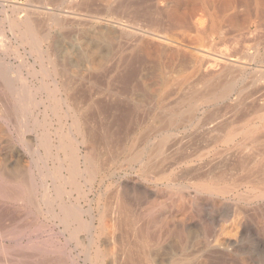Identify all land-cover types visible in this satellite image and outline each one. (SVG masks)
<instances>
[{"label":"bare ground","instance_id":"obj_1","mask_svg":"<svg viewBox=\"0 0 264 264\" xmlns=\"http://www.w3.org/2000/svg\"><path fill=\"white\" fill-rule=\"evenodd\" d=\"M152 6L141 14L120 3L96 24L77 14L70 47L30 29L26 38L0 37V119L40 161L26 169L0 127V150L4 143L18 157L10 169L0 160V229L24 214L11 221L10 208H30L27 243L37 249L43 240L58 253H46L45 264H264V105L224 102L237 89L235 71L248 67V42L263 43L264 0ZM136 56L143 66L120 88L118 76ZM148 64L158 77L148 76ZM190 68L210 76V93L174 107L151 102L154 88L170 85L168 73ZM151 118L162 128H148ZM66 251L68 261L59 255Z\"/></svg>","mask_w":264,"mask_h":264},{"label":"rangeland","instance_id":"obj_2","mask_svg":"<svg viewBox=\"0 0 264 264\" xmlns=\"http://www.w3.org/2000/svg\"><path fill=\"white\" fill-rule=\"evenodd\" d=\"M4 1L7 2V6L5 8L2 7V5L0 4V37H5V38L10 39V40H17V39L26 38L28 36L26 31H27V29H30V32L34 33V35L36 37H38L40 40L47 39V38L57 39V40L65 43L67 47H70L72 45L73 37H74V33H75L74 31H75L76 26H77L75 17H78V15L82 14V16H83V21L82 22L83 23L85 22L84 24H87L86 23V22H88L87 20L92 21L93 24H96V23L99 22L98 18L103 17L104 14H107V12H108L107 8L117 7L120 3H125V2L132 3V5H134V7L136 9L139 6L138 11L141 13L142 11L146 12V11H149L150 9H152L153 8L152 5H154V2H155V0L154 1L152 0V2H150V0H147V1L146 0H134L135 2L133 0H130V1L126 0L125 2H124V0H93V4L94 5L90 4L89 6H91V7H89V6L88 7L87 6L83 7V5H82V7H83L82 8L81 5L79 6V3H76L74 0H45L46 2L43 1V0H0V3L4 2ZM148 1L151 3L152 8L150 7V3ZM176 1L190 2V1H193V0H176ZM106 3H107V5H106ZM108 3L110 5H108ZM92 6H94V7H92ZM4 9H5V11H3ZM75 9H76V11H75ZM81 9L83 11H81ZM105 9H106V11H105ZM190 9L191 8L188 7L187 12L190 13L191 12ZM89 11H92V12H89ZM103 11L106 12V13H104ZM4 13H6V14H4ZM100 14H102V15H100ZM141 14H143V13H141ZM32 15H35L36 17L34 16V17L31 18ZM4 16H6V17L9 16L11 18V20H9L6 17L4 18ZM71 16H73V17H71ZM37 17H39V18H37ZM91 17H93V19H95V20H93ZM34 18H36V19H34ZM72 18H74V19H72ZM6 19H8L9 22ZM7 22L9 23L8 24L9 26H7ZM29 22H35V24L36 25L38 24V25L36 26L35 29L28 28V25H30ZM242 28H243V26H241V29H239V28L236 29L235 28L234 29L235 31L232 30L233 36L237 37L236 39L239 38L238 36L241 34ZM8 29H10V31ZM253 29H254V27L252 26V30ZM8 32H10V33H8ZM10 34H12V36ZM194 36H196L200 40H201V37H202V39H204V37H205L203 34L194 35ZM11 37H13V38H11ZM262 42L263 43L260 46H259V44H256L253 41L248 42V48L249 49L247 51V53H248L247 56L249 57V59L246 60V61H248V67H245V69H243L241 71L240 70H236L238 72L235 71V77H236L237 80H239L238 81V86H237L236 91L233 94H231V96L226 100L227 102L224 101L225 103H234V104L235 103H240V104H242L241 102H243L245 100V102H243V104L246 103L245 105H247L248 103H250V104H248L249 107L251 105H255V103L257 104V102H258V104L260 103V104L264 105V85H263L264 84V40ZM249 43H250V45H249ZM252 46H253V48H252ZM27 50H30V47H27ZM12 52L13 51L10 50L9 54L13 56ZM182 55L185 56L184 53ZM136 58H137V62H136ZM136 58L133 59V61H135V62H132V60H131V63L128 64V66L126 68H124L120 72L119 75H121V77L118 76V80L120 78V81L118 82V84H119L118 86L120 88H122L123 86H124V88L130 87L132 81L138 75V71L139 70L137 69V72H136V67L140 66L139 67V69H140L143 66V64L141 62H139V61H141V60H139L140 58L138 56H136ZM250 58L252 60L254 59V61H251ZM249 61H251V62H249ZM138 62L140 64H142V65H139ZM133 63H135V64H133ZM136 63H138V64H136ZM146 66L147 67L149 66L148 68L150 70V71H148L149 73H147L148 76H150V74H152L151 76H155V73H156L155 77H158L157 74H159V69L157 67L155 68L154 64H148ZM150 66H151V68H150ZM179 70L176 69V70H173L170 73H168L169 77H168V74L166 75V80L169 82L168 84H170V85L167 86V88L161 89V87H159V86L154 88V90L152 92L153 95H151V102H153V104L158 105V106L167 104L169 106V104L171 103V106H169V107H174L180 101H182V100H184L186 98H189L193 94H208V93L211 92L212 85H210L208 83V80L210 79V76H207V75L202 74V73H195L194 74V72L192 71L191 68L187 69V70H180V71ZM152 71H153L154 74L152 73ZM173 74L175 76H173ZM134 75H136V76H134ZM171 75L173 77H171ZM195 75H196V77H195ZM201 75L202 76L205 75V76L202 77ZM261 75H263V76H261ZM131 77H133V78H131ZM207 77H209V78H207ZM181 79H183V80H181ZM201 80H202V82H201ZM129 81H131V82H129ZM198 81L200 83H198ZM191 84H192V86H191ZM206 84L208 85L207 86L208 88H206ZM246 84H248V85L246 86ZM169 86H171V87H169ZM256 88H257V90H255ZM170 90H171V92H170ZM154 96H155V98H154ZM166 96H168V97H166ZM241 99H243V100L241 101ZM175 102H176V104H175ZM252 102H255V103L252 104ZM213 105L214 104H212V106ZM212 106L210 107L211 109H213ZM99 108H97V109H99V111L102 109L101 110L102 112L105 109V108L103 109L101 107H99ZM107 108H106V110H107ZM106 110H105V113H107V111H108V110L107 111ZM93 111H94V114L95 113L96 114H99V113L102 114V112H99V111L97 112L96 110H93ZM249 112L252 113V111H250V110H249ZM253 115L254 114L252 113L248 117H250V116L252 117ZM30 122H31V125H32V127H30V129L31 130L33 129V131H31V135H33L32 137H36L38 135V126H37V124H35L34 121L31 120ZM160 124H162V123L161 122L159 123L157 120L153 121V119L151 118L149 120V122L147 123V127L148 128L160 129L163 126V125H160ZM0 127L4 129V131H5L6 135H7V138L9 139V141H11L10 143L14 144L16 147H18L20 149V151H21V153L23 155L24 165L27 166L26 169H30L32 167L35 169L36 164H38V165L40 164V161L38 160V158H34V160L31 159V156L29 155V153L23 147H21V145L19 144V139H18L17 135L6 124V122L3 121L2 119H0ZM199 132L200 131H198L196 129H191V130H188V131H185L184 129H180L179 131H176V133L178 135H180V136L191 135V134L192 135H201L202 132H200V133ZM160 134L161 135H167L166 129H164ZM155 141H157V139ZM1 144H2L1 145V149H3V150H0V160H3V159L5 160V165L7 166V169L16 167V164L18 162V157L16 156L15 151L14 150L12 151V148L10 149L9 147L6 146V144H4V143H1ZM100 179H101V177H100ZM95 186H96V189H95V192H96L97 189H98V183H96ZM3 209L4 208L2 207L1 210H3ZM13 209L12 208L9 209V215L10 216L8 217V219L12 218L11 221H14L12 216H14L16 213H17L16 215H21L23 213L25 215L23 214L24 217L20 216V220L16 219V221L12 223L13 225H11V223L8 221L7 224H9L8 225L9 228L7 226L6 230L0 229V252H1L0 253V262L1 263L0 264H8V263L9 264H20L21 260H23V262H21V264H24V263L25 264H30V263L31 264L32 263L33 264H43V263L45 264L46 263V258H47L46 255H45L46 253L50 252L51 253V257H55V255L58 256V253H56V249L55 248H50L48 245L44 244L43 240L39 241L38 247H36L37 249L32 248L27 243L28 235L30 234V229H29L28 226H26V224H27V222H29L27 220H32V217H34L33 211L30 208L16 209V211H15V208H13ZM11 210H13V212ZM30 210H31V212H30ZM22 211H24V212H22ZM26 212H28V213H26ZM28 218H31V219H28ZM46 218H47V214L43 215L42 216V221L45 224L46 223L49 224V222L46 220ZM30 222H29V225H30ZM25 226H26V228H24ZM7 232H9V233H7ZM23 233H26V234H23ZM3 237H6V238L3 239ZM47 237H48V235L45 234L44 238H47ZM17 238L19 240L22 239L21 241L23 243H21L20 246L15 247V246H13V244H14L13 242ZM11 252H12L13 256L11 255ZM20 253H22V254L24 253L25 256H24V254L23 255L21 254V256H19ZM28 255H30V256H28ZM35 255H36V257H35ZM59 255L62 256L63 259H65V261H68L69 258H68V252L67 251H66V253L63 252V253H61ZM7 257H10V258L12 257V258L8 259ZM15 257H17V258H15ZM15 260H17V261H15ZM27 260H28L29 263L27 262Z\"/></svg>","mask_w":264,"mask_h":264}]
</instances>
